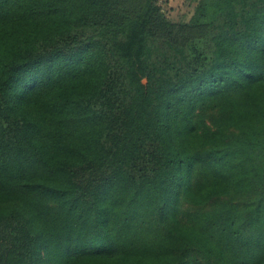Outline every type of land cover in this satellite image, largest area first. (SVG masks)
Here are the masks:
<instances>
[{"label":"trees","instance_id":"1","mask_svg":"<svg viewBox=\"0 0 264 264\" xmlns=\"http://www.w3.org/2000/svg\"><path fill=\"white\" fill-rule=\"evenodd\" d=\"M0 0V264H264V0Z\"/></svg>","mask_w":264,"mask_h":264},{"label":"rangeland","instance_id":"2","mask_svg":"<svg viewBox=\"0 0 264 264\" xmlns=\"http://www.w3.org/2000/svg\"><path fill=\"white\" fill-rule=\"evenodd\" d=\"M170 17L187 18L193 10L192 0H160Z\"/></svg>","mask_w":264,"mask_h":264}]
</instances>
